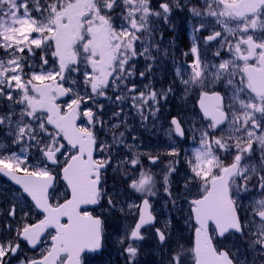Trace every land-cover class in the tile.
Segmentation results:
<instances>
[{
    "label": "snow or ice",
    "instance_id": "obj_1",
    "mask_svg": "<svg viewBox=\"0 0 264 264\" xmlns=\"http://www.w3.org/2000/svg\"><path fill=\"white\" fill-rule=\"evenodd\" d=\"M173 3L179 6V0L155 4L153 0H0V174L21 186L20 194L13 197L17 203L3 217L12 222L0 221V264H11L10 257L19 251L21 241L33 248L39 246L49 229L54 230L49 245L38 258H26L22 264H83V253L101 248L104 213L94 215V210L82 206L98 205L106 199L109 208L115 207L120 192L105 187L102 172L121 156L119 150L113 155L112 149L124 144V133L119 132L123 123L112 125L117 130L113 143L105 144L92 127L77 124L81 115L89 125L96 121L92 108L81 113L80 107L115 86L131 94L115 99L130 100L129 107L142 120L156 115L159 98L166 97L171 88L156 91L145 85L141 90L129 78L136 75L134 61L139 57L147 64L139 76L147 78L152 68L148 61L155 59L153 51L159 52L153 20L167 21ZM190 10L196 16L214 17L223 25L221 31L206 37V42L219 43L214 56L221 62L202 61L198 48L191 47L195 59L182 83L186 88L199 85L206 89L200 92L199 107L210 123L197 130L199 146L189 161V183L199 182L201 187L190 201L198 225L196 243L190 252L170 254L169 264H249L246 258L240 259L239 250L232 253L222 247L220 242L231 235H239L246 251L256 254L251 264H264V0H203L202 8ZM233 23L235 27L230 26ZM225 46L229 59L221 58ZM36 50L45 53L39 57L38 67L29 63L36 59ZM176 75L183 76L179 69ZM220 83L232 90L231 95L215 90ZM80 88L85 90L83 96L74 91ZM64 96H75L66 110L57 103V98ZM101 110L102 106L97 109ZM122 115V106L120 112L113 113L114 118ZM170 123L174 126L170 132L185 136L181 120L173 117ZM224 126L229 130L227 138L214 135ZM61 140L75 150L62 168L59 158L65 155L66 145ZM254 144L260 151L259 174L255 166L243 163L251 158ZM170 147L169 155L179 156L175 147ZM33 148L39 156L35 163L28 155ZM232 150L235 155L225 163L218 153ZM97 151L106 157L95 159ZM149 159L155 164L159 157ZM140 165V157L129 151L116 168L127 184L125 191L144 194L142 206H128L137 208L139 218L120 240L127 245L124 252L129 264H134L139 250L134 245L144 239L142 227L155 219L149 197L156 195V180L144 170L137 176ZM61 176L70 198L53 204L54 183ZM167 181L165 175L164 191L171 195ZM249 184L259 190L261 198L245 207L234 197ZM25 194L43 210L44 218L38 223H28L27 213L16 219L17 210L22 211L20 205L26 203ZM5 232L15 234L9 239ZM156 234L162 245L167 242L166 229L158 228Z\"/></svg>",
    "mask_w": 264,
    "mask_h": 264
},
{
    "label": "rangeland",
    "instance_id": "obj_2",
    "mask_svg": "<svg viewBox=\"0 0 264 264\" xmlns=\"http://www.w3.org/2000/svg\"><path fill=\"white\" fill-rule=\"evenodd\" d=\"M153 3L155 4V1ZM186 14H190V11L187 8V3L185 0H179V6H176V4L173 3L172 11L169 14L167 21L159 19L153 20L156 31V42H159V52L153 51L155 59L148 61V63H151L152 68L146 79H142L139 76V72L147 70L145 59L143 57H139L136 61H134L137 72L136 75L130 77L129 79L134 82L136 87L144 90V86L149 85L150 89L154 87L156 91H166L171 88V91L168 92L166 97L161 96L159 98L157 105L159 111L156 112L155 116H149L148 119L142 120L136 110L129 107L131 104L130 100L125 102L124 100L118 101L115 99L116 96L126 97L131 95L126 89L117 88L115 86L109 88L105 96L94 95L93 99L86 100L84 104H81V113H83L86 108H92L93 112L96 114V121L94 125H91V127L96 132L98 140L103 141L105 144L113 143L112 135L114 132H117V130L114 129L112 125L123 123V126L119 128V132L124 133V144L122 147L118 145L112 149L113 155H115V153L119 150L121 156L117 157L112 166L109 167L115 170L111 172L113 173L112 181H115L114 183L118 184L112 192L119 191L120 196L116 200L115 207L107 209L110 215L109 221L112 224L110 228L115 234H111L110 244L108 243L106 249H109L110 246L117 240L116 233H121L122 237L130 233L133 219L136 216V207L129 208L128 206L137 205L138 198L144 197V194L138 193L133 189L125 191L127 184L121 180L122 172L116 171L119 160L125 158V154L131 151L132 154L138 155L141 160L137 176L139 175L140 170H144L150 172L156 180L154 188L156 195L151 196L152 201L161 200L164 196L163 193H166L164 191L165 182L161 183V181H164L165 175L168 176L167 187L171 193L173 201L172 217L169 214V207L162 203V201L157 206L156 212L160 216V222L164 225L166 224L165 226L169 228L168 232L171 236V240L174 238L176 241V244H172L170 253L174 254L176 251H181L180 241L182 240V235L186 230L184 227L182 229L179 227V225H181V221L184 222V216L178 203L181 196H179V189L181 188L183 181L187 184L186 187L190 188L192 186V184L189 183L192 175L189 161L193 159L194 150L199 146L200 131L197 130H204L209 123L200 116L195 106L198 94L206 89L201 88L199 85H189L186 88L182 83V79H188V73L191 71L190 65L195 59V55L190 51L193 45L198 48L202 61L213 64H219L221 62L220 59H217L214 56L215 52L220 48L219 43L216 41L211 43L206 42L200 32L195 29L196 22L191 19L190 15L186 16ZM215 23L219 25L217 26L219 28L218 31H221L223 25L219 24L217 21H215ZM230 26L235 27L236 25L233 23ZM182 45L184 49L182 48ZM44 54L45 53L43 51L36 50V59L29 60V63L38 67L39 57ZM0 56H3L2 51H0ZM221 58H230L227 54V46H225L224 50L221 52ZM52 61L53 58L50 56L49 50V67L52 66ZM177 69H179L183 74L182 77L176 75ZM72 79L82 81L83 77L73 76ZM236 79L238 80L239 77L237 76ZM67 86L68 85L65 84V87ZM131 86V84H128L129 88ZM211 87L212 85H209V88ZM215 90L221 92L222 95H225V93L231 95L232 91L231 89H226L223 83L218 84ZM74 91H79L82 96L85 92L83 88L76 89ZM72 98H75V96H68L62 101L57 99V103L63 110H66V105L71 102ZM2 106L3 101H0V107ZM101 106L102 110L97 111V109L101 108ZM121 106L123 108L124 115L114 118L113 113L120 112ZM17 111H19V109H17ZM145 115L148 114L145 113ZM171 117H176L182 121V126L185 128V133L187 134L184 141L179 140L174 131L170 132L172 129L170 124ZM78 125L82 127H89L86 125L83 115L79 117ZM215 133L216 134L214 135L217 137L223 135L227 138L229 130L227 126H224L220 131ZM60 143L64 144V141L61 140ZM170 146L175 147V149L180 153L179 156L173 157L169 155L172 150ZM254 149L255 151L251 154V158L245 160L243 163L255 166L257 168V174H259V146L254 144ZM12 151L19 152V149L13 148ZM64 151L65 155L59 158L60 164L72 154V150L68 147H66ZM97 153L99 154V151H97ZM218 154L221 156V159L225 157L226 159L230 158L232 160L235 155V151L232 150L227 153L220 152ZM5 155H7V153H5ZM28 155L34 157L31 163H35L36 159H39V156L34 148L28 150ZM157 156L159 159L155 164H153L149 157ZM102 157L103 159L105 158L104 155H102ZM185 163L188 171H186ZM184 171H186V176H184ZM128 183H130V181ZM197 185H199V182H196V186ZM190 191L191 190L189 189L188 194H190ZM198 191L201 192L200 186L194 188L192 193H196ZM240 192L241 194L252 192L248 201L249 204L261 198L258 189L253 188L251 191L247 189L246 191L242 190ZM19 194L20 193L13 190L12 187H6L4 183L0 182V199L3 202L6 200L7 206L10 205L11 201L14 204L17 203L13 197ZM24 204L25 203L21 204L20 208H22ZM18 213L21 214L20 212ZM186 221L187 218H185V222ZM172 222L173 225L175 224L174 233L171 228ZM240 242L242 243L241 240H237L239 245H236V252L239 250V253L242 252ZM157 246V243L153 241H146L145 244L137 245L139 250L137 256L135 257L134 264H136L138 260L141 264H146L145 262H148L146 256L150 254L154 256L152 263L159 264V260H157ZM113 252L115 253V255L112 254L114 261H109V263L119 264V259L117 258H121V251L113 248ZM125 255L127 256V253H125ZM241 255L240 259L244 260L241 258ZM17 257L18 255L10 257L14 259L12 264H21V261ZM98 258L99 257L95 258L96 260L93 261V264H104L102 261L99 262ZM165 258L166 261L169 259L167 256Z\"/></svg>",
    "mask_w": 264,
    "mask_h": 264
},
{
    "label": "flooded vegetation",
    "instance_id": "obj_3",
    "mask_svg": "<svg viewBox=\"0 0 264 264\" xmlns=\"http://www.w3.org/2000/svg\"><path fill=\"white\" fill-rule=\"evenodd\" d=\"M163 0H159V2H161ZM187 3V8L190 11V14H186V16L190 15L192 20H196L198 22V26L201 27V25H204L205 28L207 30H205V28L198 29V31L200 32V34L202 35V37H206L207 35H209L210 33H214L215 31H218L219 28L217 26H219L218 24L215 23L216 18L214 17H207V16H196L193 14V12L190 10L192 8H197L200 9L202 8V4H203V0H185ZM216 134V133H214ZM186 133L185 136L182 137L181 141H184L186 139ZM106 157V154L104 155ZM94 158L95 159H103L102 155L98 154L97 152L94 153ZM225 160V163H229L227 162L228 160L224 157L223 158ZM231 159L229 158V161ZM158 161V160H157ZM231 162V161H230ZM185 168L186 171H188L187 165L185 163ZM111 170V171H110ZM113 170L112 168H108L106 172H102V181L105 182V187L112 192V190L118 186V184H115V181H112V175L113 173H111ZM186 171H184V176H186ZM55 175V173H54ZM115 180V178H114ZM186 183L181 184V188L179 189V196L180 199L178 201L180 208L182 210L183 216L184 218H187V221L185 222L186 226H185V230L183 235H182V240L180 241V248L181 250H187V251H191L192 246H193V232L196 229V224L193 221V217H192V212H191V205H190V201L193 198H196V196L200 193L199 191L196 193H192L193 189L196 188L199 185H193L188 188L186 187ZM8 186V185H7ZM54 187H55V196L52 197V203L55 204L57 202V200H59V202H63V199H66L68 196V193L63 185V183L59 180V177H57L55 183H54ZM121 187V185H120ZM189 189L190 194H188ZM248 189L251 191L253 189V187H251V184L248 185ZM248 193V194H247ZM245 194H241V192L235 196L234 198L237 199V201L241 204H243L245 207H247L249 205L248 201L250 198V195H252V192H247ZM163 197L161 198V200L159 201H152V197H149V201L151 204V213L153 215V217L155 218V223L152 226L146 227L144 229L141 230V235L144 237L143 240L141 241H137L136 244L134 246L137 247V245L139 244H145L146 241H153L157 243V247H158V258L157 260H159V264H169V259L166 261V256L169 258V255L172 254L170 253L171 251V246L172 244H176L175 239L173 238L171 240V236L169 235V228L167 226H165L160 219V216L157 214V206L161 203L166 204L169 208H171L173 201L171 198V195H169L168 193H163ZM144 197H139L138 198V202L137 205L140 206L142 203ZM5 202H3L0 199V221H2L3 223H11V218H9V220L5 221L3 220V217L6 213V211L8 210V207L10 208L12 203L10 202V205L7 206V202L6 200H4ZM14 204V203H13ZM108 204H107V200L106 199H102L100 201V203L98 205H96L95 207H86L85 209H87L88 211H93V214H100L101 212L104 213V220H105V226H104V231H105V237L102 241V246H104L106 244V247L108 246V243L110 244V236L111 234H115L112 230H111V226L112 224L109 221L110 215L108 213ZM18 212H20L21 214H19ZM25 213L28 214V216L30 218L27 219L28 223H34V222H39L41 219H43V215L40 213H37L33 210V208L29 205V204H25L22 206V211H20V209L17 211V217L16 219L18 220L21 216H23ZM187 215H189V218L187 217ZM138 216V210L136 208V216L133 219V224L132 227L135 223V219ZM161 229V230H165L166 229V235L169 237L167 242L164 243L163 245L160 243L158 236L156 234V229ZM173 229V233L175 231V227L173 225L172 222V227ZM15 233H4V236L8 237L9 239L11 238L12 235H14ZM54 234L53 230H48L43 236H42V243L37 246L35 249H29L27 247L26 242H20V249L19 251L15 254L18 255V259L22 262L27 258V259H32V258H38L39 254L41 253V251L46 248L49 243H50V235ZM117 236V240L110 246L109 249H102L101 252L93 254V255H88L85 254L83 255V264H92V260L96 257L99 256V260L102 261L104 264H110V262H112L109 258V251L112 250V248L118 243L117 246V250L121 251L122 256L121 258H117L119 259L118 262L119 264H129L128 261V257L125 255L124 252V248H126V244L122 245L120 243V240L122 238L121 233H116ZM237 240H241L242 243L240 242L241 246H242V255L241 258L242 259H247L249 261V264H251L253 257L256 255L254 252L251 251H246L247 246L244 244L243 240L241 239V237H239V235H231L228 239L226 240H222L220 243L222 244V247L224 249L230 250L232 253H236V245H239L237 243ZM168 246V247H167ZM13 257V256H12ZM148 262H145L146 264L150 263V264H154L152 263L153 261V255H148L146 256ZM188 259L190 260V257H188ZM11 260V264L12 262H14L13 258H10ZM136 264H141L138 260V262Z\"/></svg>",
    "mask_w": 264,
    "mask_h": 264
},
{
    "label": "water",
    "instance_id": "obj_4",
    "mask_svg": "<svg viewBox=\"0 0 264 264\" xmlns=\"http://www.w3.org/2000/svg\"><path fill=\"white\" fill-rule=\"evenodd\" d=\"M65 97V96H64ZM64 97H59V98H64ZM200 98V97H199ZM197 107H198V109H199V111L202 113V115H203V112H202V110L200 109V107H199V100H198V102H197ZM207 118V117H206ZM66 144H67V142L66 141H64ZM70 147V146H69ZM0 176H2L3 178H5L7 181H9V182H11L14 186H16V187H18V188H21V186L20 185H17L14 181H12L9 177H7V176H5V175H3V174H0ZM61 180L63 181V179H62V176H61ZM65 184H66V182L65 181H63ZM67 186V185H66ZM67 189H68V191H69V198H70V189L67 187ZM25 196H26V194H25ZM29 199H30V201H31V203L32 204H34V206H35V202L34 201H32L31 200V197H28ZM37 210H39V211H41V212H43V210L42 209H38V208H36ZM195 243H196V233L194 234V246H195ZM96 251V250H95ZM88 252H94V251H88Z\"/></svg>",
    "mask_w": 264,
    "mask_h": 264
}]
</instances>
